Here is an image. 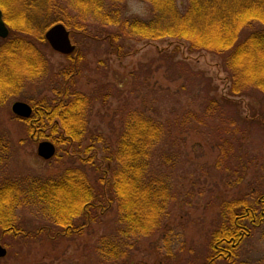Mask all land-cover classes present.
Instances as JSON below:
<instances>
[{
    "label": "trees",
    "instance_id": "16d2710c",
    "mask_svg": "<svg viewBox=\"0 0 264 264\" xmlns=\"http://www.w3.org/2000/svg\"><path fill=\"white\" fill-rule=\"evenodd\" d=\"M122 1L15 0V6L10 7L5 0H0L10 29L9 36L0 44V75L13 80L11 84L1 80L4 87L1 88L0 107L7 102L4 97L18 95L29 81L48 80L44 82L51 91L48 96L38 102L29 98L33 113L25 118L27 129L36 142L43 138L55 142L57 155L54 158L59 155L62 161L66 155L65 161L56 162V171L52 174L0 180V241L4 245L8 242L4 240L5 235L15 242L17 237L24 241L38 237L66 239L85 234L94 223H107L110 234H101L96 249L102 257L117 259L127 239L159 233L184 189L182 184L188 170L197 169L196 165L188 168L193 162L187 148V133L201 134V130L206 129L209 114H215V118L219 115L217 140L223 156L217 166L226 175V185L236 187L249 173L254 158L249 159V154L241 150L236 155L228 145L235 143L241 148V134L245 135V129L251 125L264 128V119L252 114L242 115L238 101L229 97L256 94L255 90L259 89L262 94L259 99L264 100V73L251 76V70L238 61L254 51L256 55L261 53V47L264 49V20L256 12L264 6V0H186L184 9L179 0H146L151 8L148 18L122 15ZM73 9L78 10V14H84L83 11L91 14L102 25L101 33L87 32L86 23L71 13ZM15 10L23 12L26 19L21 21L15 17ZM241 20L248 25L258 20L263 26L243 37L237 27ZM57 22L68 27L74 40L77 36H90L93 40L105 41L119 56L127 53L125 41L128 39L168 37L185 42L190 54L201 51L219 54L231 87L228 93L221 95L222 101L211 93L217 86L212 87L209 81L204 83L207 79L203 72L193 70L185 59H175V50L171 55L162 49L158 63L163 61L166 67L159 66L160 62L157 68L163 67L167 79H182V83L172 90L169 86L154 87L150 84L146 65L134 72L139 76L141 70H146L145 84L141 81V92L133 90L132 95L124 99L118 116L120 126L107 136L111 141L109 163L105 166L97 158L95 144L108 140L97 132H89L88 125L94 103L101 97L100 87L117 90L121 96L118 90L121 84L96 82L97 90L93 94L77 90L75 86L85 68V57L76 42L72 53L63 54L67 64L55 72L48 58L53 49L45 32ZM214 26L221 30L222 36L205 34ZM21 63L23 71L17 69ZM157 93L168 101L157 103ZM149 94L155 99L149 100ZM207 97L211 99L208 102ZM88 137H92V143L82 150ZM61 143L69 147L65 154H60ZM8 145V139L0 131L1 154ZM90 159H95V167L99 169L94 181L86 166ZM261 174H257L255 180L259 184L253 182L252 194L222 203L218 227L211 230L208 237L210 248L206 262L188 264L231 261L240 243L264 223V172ZM198 179L196 175L194 181ZM27 206L39 207L45 220H18V209ZM9 255L8 250L6 257ZM3 259L0 258V264H6ZM31 264L46 263L35 261Z\"/></svg>",
    "mask_w": 264,
    "mask_h": 264
},
{
    "label": "rangeland",
    "instance_id": "374dc122",
    "mask_svg": "<svg viewBox=\"0 0 264 264\" xmlns=\"http://www.w3.org/2000/svg\"><path fill=\"white\" fill-rule=\"evenodd\" d=\"M5 3L10 5V7L15 6V0H5ZM179 3L181 9H184L186 0H179ZM121 8L122 15L125 16L148 18L151 14L150 4L146 0H123ZM70 11L72 14L77 15L78 18L80 16L83 23H86L84 26L87 32L95 35L101 33L99 31L102 25L94 20L91 14L84 11V14H78V10L75 9ZM256 12L264 20V6L257 9ZM14 16H17L21 21L26 19L24 13L18 10H15ZM255 16L257 15L255 14ZM50 18L48 17V19ZM261 26L263 25L258 20H252L249 25L245 23V20H241L237 24V27L241 30L240 36L243 37L254 29L261 28ZM217 28L214 26L206 31L205 34L213 37L222 36V32H219L221 30ZM85 37L77 36L75 40L73 38L74 42L80 44L81 54L83 53L85 57V62H83L85 68L79 79H77L76 89L87 94H93L97 90L95 89L96 82L121 84L120 89H118L121 92V96L117 90L110 91L107 86L102 85L100 87V100L94 103L91 111L88 125L89 132H97L102 135L103 139L116 132V129L120 126L118 116L122 105L124 107V99L130 97L133 90L141 92L139 86L141 81H144L145 84L146 70L150 74L151 86H169L172 90L179 87L182 83V79H167L163 67L162 69L157 68L160 62L159 66L166 67L163 61L158 63V58L163 53L162 49L164 51L167 50L171 55L175 50V59H185L193 70L203 72L207 79L204 83L206 84L209 81L212 82V87L217 86L216 90L213 89L211 91L217 98L221 99V95L228 93L231 87V82L227 81L226 72L222 69L223 66L219 54L208 51L190 54L187 52V44L183 41L169 37L156 40L128 39L125 41L127 53L119 56L113 52V48L105 41L93 40L90 36ZM3 39L5 38L0 37V44H2ZM260 49L259 52L261 53L257 55L254 51V54H246L245 58L243 56L242 61L238 59L240 64L243 63L249 71L251 70V76H256L257 72L264 73V49L262 47ZM251 55L252 57H250ZM48 58L55 72L61 70V67L67 64L64 55L54 50L49 53ZM98 62H100V65H98ZM21 64L17 69L23 71L24 64ZM145 65L146 70L144 72L141 70L142 73L139 72L140 77L137 74L134 75L135 71L142 66L144 68ZM1 80L8 81V84L13 82L10 77L0 75V95L1 88L4 87ZM46 81L48 82L46 79L42 82L29 81L27 85L25 84V87L22 86L18 95L14 97L7 95L3 98L7 102L2 103L3 106L1 105L0 107V131L5 134L9 145L2 154L0 152L1 181L5 177L16 180L32 174H52L53 171H56L54 169V166L57 165L56 162L61 161L59 155L54 158L57 154L53 157L54 159H49V161L51 160L50 162L39 156L37 152L39 141L36 142L27 129L28 124L26 121L28 120L25 118L28 119V117H20L12 110V104L16 100L29 102L30 98L36 99L38 102L44 96H48L51 91L45 85L44 82ZM255 91L257 92L256 94H248L242 97L230 96L229 98L238 101L242 115L248 116L252 114L264 119V100L259 99V96L262 95L259 93V89ZM158 96L159 94L157 93V103L168 101V98L161 99V96ZM148 97L149 100L155 99L152 94H149ZM210 100V97H207V102ZM218 117L219 115L215 118V114H209L207 126H205L206 129L204 131L201 130V134L196 132L187 133V148L190 152V160L193 162L188 168L196 165L197 169H192L194 172H189L188 170L187 179L182 184L184 189H181L182 192L174 205L171 217L166 221L159 233L127 239L120 252L121 255L117 259L102 257L96 249L101 234L105 232L110 234L111 229L107 223H94L85 234L66 239L59 238L54 240L38 237L37 239L24 241L21 237H17L15 242L11 236L5 235L4 240H7L8 244L6 241L5 245L1 241L0 243L9 250L10 255L5 256L2 261L6 264H31L35 261H42L46 264H188V262H206L210 248L208 247L210 245L208 237L211 230H216L218 227L219 220L222 217V203L244 194H252L251 188L253 184H259L255 181L257 174L262 175L261 173L264 172V128L258 125H251L248 129H245V135L241 134L243 136L241 148L240 146L236 147L235 143L232 146L231 144L228 145V147H231L232 152L236 155L240 150L244 154L248 153L249 159L253 157L254 161L251 163L249 173H246L239 185L236 187L226 185V175L224 176L217 166L218 160L223 156L219 140H217V135L220 132V128L217 126ZM91 138L88 137L86 139L82 150H86V146L92 143ZM233 138L230 140L232 141ZM44 139L51 140L48 138ZM107 140L106 142L101 140L95 144V146H98L97 158L99 161L104 162L105 166L109 163L107 158L109 154L108 146L111 141L110 137ZM67 149L69 150L67 144L61 143L60 154H65ZM64 156L66 160V155ZM95 159L87 160L86 163L92 181L96 178L95 172L99 170L95 167ZM196 175H199V179L194 181ZM193 185H195L194 188ZM258 187L261 186L259 185ZM17 214L18 220H25L24 222H27L28 219H35V221L40 222L45 220L41 209L37 206L22 207L18 209ZM9 242L12 243L9 244ZM236 253L231 262L227 264H264V223L240 243Z\"/></svg>",
    "mask_w": 264,
    "mask_h": 264
},
{
    "label": "water",
    "instance_id": "95a60500",
    "mask_svg": "<svg viewBox=\"0 0 264 264\" xmlns=\"http://www.w3.org/2000/svg\"><path fill=\"white\" fill-rule=\"evenodd\" d=\"M9 35V28L4 19L3 10L0 6V37L6 38ZM45 38L49 42L53 50L70 54L76 45L72 42L70 30L63 22H57L50 26L45 32ZM13 112L20 117H30L33 112V107L30 103L23 100H16L12 104ZM37 152L39 156L48 160L56 153V146L50 140H42L37 145ZM7 248L0 243V258L7 255Z\"/></svg>",
    "mask_w": 264,
    "mask_h": 264
},
{
    "label": "flooded vegetation",
    "instance_id": "af4514ba",
    "mask_svg": "<svg viewBox=\"0 0 264 264\" xmlns=\"http://www.w3.org/2000/svg\"><path fill=\"white\" fill-rule=\"evenodd\" d=\"M229 262H231V261H228V260H227L225 264H227V263H229Z\"/></svg>",
    "mask_w": 264,
    "mask_h": 264
}]
</instances>
